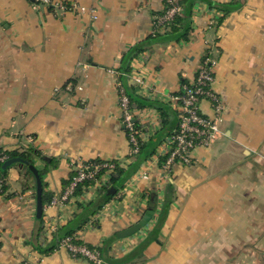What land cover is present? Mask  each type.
Here are the masks:
<instances>
[{
    "label": "crops",
    "instance_id": "1",
    "mask_svg": "<svg viewBox=\"0 0 264 264\" xmlns=\"http://www.w3.org/2000/svg\"><path fill=\"white\" fill-rule=\"evenodd\" d=\"M54 1L86 11L0 0V149L33 148L39 171L57 162L44 178L41 219L36 181L21 168L9 171L0 191V264H92L58 248L60 231L88 218L73 236L100 248L140 220L152 193L151 222L114 241L107 264H264V0H191L187 36L179 40L158 18L169 1L183 8L184 0ZM138 46L144 51L122 73L124 56ZM207 55L217 61L214 90L225 105L211 148L194 151L193 165L176 164L167 177L158 163L149 179H135L145 161L136 169L134 160L125 164L123 188L94 215L90 205L104 196L93 186L46 208L63 193L73 163L128 159L118 77L127 92L163 106L139 108L152 127L147 142L163 133L149 160L177 128L171 97Z\"/></svg>",
    "mask_w": 264,
    "mask_h": 264
},
{
    "label": "built area",
    "instance_id": "2",
    "mask_svg": "<svg viewBox=\"0 0 264 264\" xmlns=\"http://www.w3.org/2000/svg\"><path fill=\"white\" fill-rule=\"evenodd\" d=\"M39 5L51 6L64 12L86 11L85 7L78 4L66 5L54 0H27ZM182 12L181 6L170 1L169 8L165 14L158 18L159 27L163 30L173 22L176 15ZM217 61L211 56H204L201 60L198 72L194 80L182 86L178 95L171 97L178 112V128L167 137L162 143V148L157 156L145 161L135 179L147 180L152 174L153 168L160 163L162 173L167 177L176 164L184 166L193 165V153L198 149H209L218 139L221 132V125L224 121L225 105L220 96L214 90L216 81ZM118 75V73H116ZM120 76V75H119ZM130 80L136 85H142V77L130 76ZM119 95L118 105L121 113L122 123L126 129L129 151L127 160L116 161H93L73 163L76 176L72 183L63 191L60 196L53 197L46 208L62 206L70 198L75 196L78 187L85 183H91L100 193L109 189L111 179L116 176L117 169L125 167L140 153L141 147L146 144L152 131V127L144 125L139 115V109L129 95L120 77L116 80ZM209 104L210 114L205 113L202 103ZM156 155V154H155ZM8 156L0 155V164L7 161ZM89 187H83L86 190ZM2 184L0 183V191ZM75 237H66L59 243V248L66 250L72 257H81L92 264H107L100 252L83 245L74 243ZM1 249V239H0ZM29 264V263H25Z\"/></svg>",
    "mask_w": 264,
    "mask_h": 264
},
{
    "label": "trees",
    "instance_id": "3",
    "mask_svg": "<svg viewBox=\"0 0 264 264\" xmlns=\"http://www.w3.org/2000/svg\"><path fill=\"white\" fill-rule=\"evenodd\" d=\"M190 1L191 0H184L182 3H180V5L183 6V8H182L183 11H182V13L176 15L173 22L170 24L171 25L170 30H172L171 32L179 35L178 40L179 39H185L187 36L186 32L189 28L187 21H189V18L191 15V11H190L191 10L190 9L191 8V2ZM143 51H144V48H142V46H138V47L132 49L129 53H127L123 58V66L120 69V71L124 74L129 73L131 61L134 58H136L139 54H141ZM127 93L129 95V98L131 99V101L137 103L138 109L144 108V107H149V106H151V107L155 106L158 109L162 110V107H163L162 105H159V104L156 105L155 103L140 99L139 97L135 96L131 92H127ZM177 128H178V125H177ZM177 128L174 131H176ZM162 139H163V133L157 135L154 138H151L149 140V142L144 144L141 147L140 153L134 158V163L132 162L130 167H132L134 165V169H136L140 162L146 161L150 156L154 155L156 153V147L161 143V141H163ZM3 154L8 156V160L13 159V158H21L24 161H26L27 163H24V164L18 163L15 165L18 166L19 168H21L23 171H25L26 174H28L29 176H32L34 178V180L36 181V175L33 172V170L31 169V167H33V166L35 167V165H34L35 164V161H34L35 158L36 157L40 158L39 153L36 150H34L33 148H30L26 151L20 152V151H15V150L14 151H4V150L0 149V155H3ZM34 156H35V158H34ZM5 162L0 164V171H1L2 165ZM56 167H57V162L54 161L50 164H47L44 170H41V171L37 170L38 177L40 178V181L42 183L43 205L44 206L48 200L47 194H45L44 178L51 169H54ZM76 174H77L76 171H73L71 173L69 180L64 185L65 189L72 183L73 178L76 176ZM128 175H129V170L127 171V170H123L121 168L117 169L116 176L111 179V185H110L109 189L107 188L104 190V192H103L104 197H102V199L99 201V204H97V206L94 205L96 203H92L90 205V207H91L90 210L92 211L91 215L96 214V212H98V210H100L104 206V204H106L113 196H115V194L120 189L123 188L124 181L128 178ZM7 176H8V171H2L1 172L0 183L2 181V189L3 188L5 189ZM90 184L91 183H89V182H85V183L81 184L78 187V189L76 190L75 195L81 194L83 187H88ZM112 188L116 189V193H108V191L111 190ZM155 198H156L155 193H152L150 195V199H149L150 203L151 202L153 203V201H156ZM42 216L39 218L41 219ZM86 222H88V218H84L82 216H80V217L77 216L73 222H71L68 226L64 227L60 231V234L62 235L61 240L66 238V237L73 236L75 229L80 228L82 226L81 224L86 223ZM61 240L59 241V243L61 242ZM116 240H118V238L116 237V235H113L111 238L106 239L105 245L100 247V248H96V247H93V246L88 245V244H83L82 242H79L76 239H75L74 243H76L77 245L86 246L92 250L93 249L98 250L100 252L103 260L105 261V259H106L107 261H109L110 259L108 257V252H109L110 246ZM58 248H59V244H58Z\"/></svg>",
    "mask_w": 264,
    "mask_h": 264
},
{
    "label": "water",
    "instance_id": "4",
    "mask_svg": "<svg viewBox=\"0 0 264 264\" xmlns=\"http://www.w3.org/2000/svg\"><path fill=\"white\" fill-rule=\"evenodd\" d=\"M18 163L24 164L27 162L21 158H13V159L7 160L1 167L0 177H1L2 171H8L11 168H13L15 164H18ZM31 169L36 175L37 216L41 217L43 215V209H44L42 183L40 181V178L38 177L37 169L34 166L31 167ZM108 193H116V189L112 188L111 190L108 191ZM155 206H156L155 204L150 203L149 208L145 211V213L142 215L140 220L136 222L135 224L131 225L129 228L116 233V237L118 239H125V238L135 235L136 233L144 229L151 222L153 216L155 215Z\"/></svg>",
    "mask_w": 264,
    "mask_h": 264
},
{
    "label": "rangeland",
    "instance_id": "5",
    "mask_svg": "<svg viewBox=\"0 0 264 264\" xmlns=\"http://www.w3.org/2000/svg\"><path fill=\"white\" fill-rule=\"evenodd\" d=\"M169 2H170V1H169ZM34 158H35V156H34ZM15 168H18V169H19V167L16 166V165H14L13 168H11V169L15 170ZM11 169H10V170H11ZM10 170H8V173H9ZM10 173H11V172H10ZM31 177H32V176H31ZM32 178H33V177H32ZM45 178H46V176H45ZM33 179H34V178H33ZM1 184H2V181H1Z\"/></svg>",
    "mask_w": 264,
    "mask_h": 264
}]
</instances>
